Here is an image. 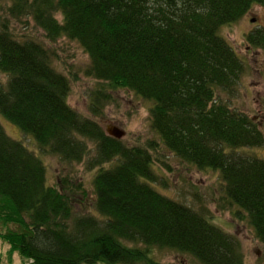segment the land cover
<instances>
[{
	"label": "trees",
	"instance_id": "trees-1",
	"mask_svg": "<svg viewBox=\"0 0 264 264\" xmlns=\"http://www.w3.org/2000/svg\"><path fill=\"white\" fill-rule=\"evenodd\" d=\"M6 4L3 120L33 136L41 151L65 163L87 162L96 172L92 193L65 169L49 185L38 153L0 122V225L8 227L0 240L9 253L31 264H163L157 250L170 249L198 264H245L239 240L204 204L193 208L155 188L156 143L126 146L94 116L115 101L117 89L154 102L151 127L162 144L184 163L218 172L220 206L248 219L264 244V157L247 153L264 147V133L221 97L237 92L246 70L221 30L264 0H0V9ZM15 20L25 31L32 21L51 43L76 41L89 55L86 76L107 85L92 92L91 118L68 104L72 80L56 68L53 50L26 33L17 36ZM245 39L264 53V27ZM76 197L88 213L76 210Z\"/></svg>",
	"mask_w": 264,
	"mask_h": 264
},
{
	"label": "rangeland",
	"instance_id": "rangeland-1",
	"mask_svg": "<svg viewBox=\"0 0 264 264\" xmlns=\"http://www.w3.org/2000/svg\"><path fill=\"white\" fill-rule=\"evenodd\" d=\"M6 11H8L7 4L0 9V15L3 16ZM59 20H62L61 16ZM11 27L17 36L26 33L53 50L56 68L72 80L68 104L80 114L91 118L89 105L93 96L92 92L94 89L98 90L107 85L86 76L91 59L84 49L76 41L68 38L59 39L56 43L49 42L43 31L38 29L32 21L26 31L25 26L16 20L11 22ZM259 27H264V7L262 6H256L240 21L222 28L221 36L226 38L244 59L246 70L241 77L237 92L232 96L221 93V97L231 107L246 113L264 133V53L260 49L251 47L245 39L249 31ZM6 80L7 76L0 73V83ZM112 94L115 101L106 105L98 116H94L103 130L113 133L115 129L123 130L125 135L120 140L129 147L148 148L149 142L156 143L157 150L151 151L153 170L158 176V180L154 182L155 188L164 195L193 208L199 209L204 204L215 215L216 223L239 240L245 264H264V244L256 237L248 219L239 220L235 217L233 207L225 210L220 206L224 201L222 199L224 192L219 173L212 170H199L193 165L184 163L166 149L151 127L150 111L154 102L124 89L113 90ZM2 120L3 117L0 114V122L11 138L24 141L31 151L38 153L47 166L49 185L56 186L59 176L65 169L64 175L70 176V179L76 182H84L92 193L93 177L96 172L88 170L87 162L82 164L62 162L56 155L41 151L42 149L38 148L33 136L23 134L17 126L7 120ZM89 146L91 150L92 144ZM240 152L243 151L240 150ZM247 153L264 157V147L248 149ZM112 166L106 164L105 168L109 169ZM76 200L81 201V204L76 203V210L79 213H88L90 207L85 208L82 205L83 199L76 197ZM7 229L8 227L0 225V233H4ZM9 249L10 246L0 240L3 264H31V262H25L19 252L10 254ZM157 251L158 259L163 264H198V260L194 257L180 251L170 249Z\"/></svg>",
	"mask_w": 264,
	"mask_h": 264
},
{
	"label": "water",
	"instance_id": "water-1",
	"mask_svg": "<svg viewBox=\"0 0 264 264\" xmlns=\"http://www.w3.org/2000/svg\"><path fill=\"white\" fill-rule=\"evenodd\" d=\"M108 135L114 137L115 139H122L125 135V132L120 129H115L114 133L111 131H107Z\"/></svg>",
	"mask_w": 264,
	"mask_h": 264
}]
</instances>
